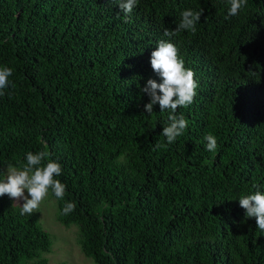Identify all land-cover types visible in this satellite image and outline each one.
Wrapping results in <instances>:
<instances>
[{"label": "trees", "instance_id": "1", "mask_svg": "<svg viewBox=\"0 0 264 264\" xmlns=\"http://www.w3.org/2000/svg\"><path fill=\"white\" fill-rule=\"evenodd\" d=\"M108 7L0 0V67L13 72L0 101V171L26 163L28 152L49 151L66 185L63 199L49 193L56 220L77 227L76 244L93 264H264V231L238 201L264 193V109H238L249 71L264 69V0H247L236 16L228 15L229 0H138L125 26L116 20L124 14ZM201 8L197 31H186L180 47L199 82L197 100L200 89L223 104L239 93L236 110L248 128L240 122L239 130L217 132L211 119L187 118L174 143L156 148L167 144L165 117L158 104L151 116L144 111L149 97L133 74L144 67L132 48L136 33L156 24L175 30L182 11ZM91 20L103 22L101 35L89 34ZM126 58L133 66L123 87L109 64ZM190 108L180 115L194 116ZM208 134L217 139L214 152ZM66 202L76 207L62 215ZM20 211L0 198V264H48L52 239L40 211Z\"/></svg>", "mask_w": 264, "mask_h": 264}, {"label": "clouds", "instance_id": "2", "mask_svg": "<svg viewBox=\"0 0 264 264\" xmlns=\"http://www.w3.org/2000/svg\"><path fill=\"white\" fill-rule=\"evenodd\" d=\"M95 4V0H87ZM229 16H236L240 10L247 5V0H229ZM99 6L108 10L111 4L124 14V20L116 19L121 26L129 22L138 0H98ZM204 9L184 10L180 13L181 20L175 25V30H169L170 26L158 24L141 28L138 36V44L133 45L138 53L144 56V67L138 76L145 85L141 92L147 94L149 103L144 105V111L151 116L154 106L158 112L163 113L166 126L163 127L162 136L166 138L167 144L156 143V148L166 147L176 141L188 127V119L202 120L211 119V124L217 132L226 133L227 129L239 130L240 122L242 128H248L242 116L236 110L237 102L241 95L238 93L234 99L227 104L214 103L204 94L197 100L199 93V82L195 78V70L189 61L181 54L180 47L184 41L186 31L195 33L196 25L203 16ZM104 24L99 20H91L89 34L101 35ZM181 34L177 36L179 33ZM176 36V37H174ZM143 41V42H142ZM21 56L17 49H12ZM150 58V61L146 57ZM22 58V57H21ZM251 60L244 58V66L249 67ZM133 66L131 59L112 60L110 62V75L121 86L125 87L130 80L128 69ZM248 70V69H247ZM23 74V64L20 67ZM250 80L248 90L244 98L238 104L241 114L252 110L264 109V69H253L249 71ZM13 74L12 69L0 67V101H3L5 90L10 86L9 77ZM198 88V90H197ZM122 90V89H121ZM193 107L194 116L180 115L181 107ZM258 139L264 142V129L260 130ZM207 141V150H217V139L208 134L204 137ZM62 174L60 163L51 159L49 151L41 150L36 153L26 154V163H8L3 171H0V198L7 196L14 202H19L21 215H31L40 210L41 205L51 192L57 199H63L66 185L61 183L57 177ZM257 188V185H253ZM239 206L245 210L246 219L255 218L257 228L264 231V193L256 190L252 194L241 195L238 199ZM76 205L66 202L61 210L62 215H68L75 210ZM251 222V221H250Z\"/></svg>", "mask_w": 264, "mask_h": 264}, {"label": "rangeland", "instance_id": "3", "mask_svg": "<svg viewBox=\"0 0 264 264\" xmlns=\"http://www.w3.org/2000/svg\"><path fill=\"white\" fill-rule=\"evenodd\" d=\"M15 203L19 204V202ZM39 211L40 224L52 239L51 252L45 255L48 259V264H93L91 259L86 258L80 252L76 244L77 227L65 228L57 222L55 200L50 199L48 196Z\"/></svg>", "mask_w": 264, "mask_h": 264}]
</instances>
